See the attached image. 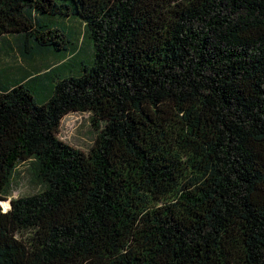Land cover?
Returning a JSON list of instances; mask_svg holds the SVG:
<instances>
[{"label":"trees","instance_id":"trees-1","mask_svg":"<svg viewBox=\"0 0 264 264\" xmlns=\"http://www.w3.org/2000/svg\"><path fill=\"white\" fill-rule=\"evenodd\" d=\"M22 162L0 264H264V0H0V200Z\"/></svg>","mask_w":264,"mask_h":264},{"label":"rangeland","instance_id":"rangeland-1","mask_svg":"<svg viewBox=\"0 0 264 264\" xmlns=\"http://www.w3.org/2000/svg\"><path fill=\"white\" fill-rule=\"evenodd\" d=\"M76 26L78 27V25ZM84 52L85 50L82 51V53ZM4 61L5 64H10L12 73L17 71L19 74L25 69L26 71H30L29 74L32 73L36 75L37 73L47 72L56 66L62 65L61 70L57 72L60 77H62L65 72L69 76H78L79 74L78 66L80 60L70 55H65L63 59L36 55L33 60L29 61L23 59L17 52H13L9 57H5ZM5 64H2V66H5ZM70 68H72V70H70ZM91 117L92 114L89 111H76L64 116L61 120V127L59 129V139L73 148L87 153L102 127V123L100 124L99 130L96 126H93ZM41 188L42 184L37 182L32 175L30 163H20L13 172L8 188V195L3 196L4 199L0 200L2 210L6 211L9 208L8 206L11 198L30 195L41 190ZM6 201L8 203L7 207L2 203H6Z\"/></svg>","mask_w":264,"mask_h":264},{"label":"bare ground","instance_id":"bare-ground-1","mask_svg":"<svg viewBox=\"0 0 264 264\" xmlns=\"http://www.w3.org/2000/svg\"><path fill=\"white\" fill-rule=\"evenodd\" d=\"M3 203V205L5 206V207H7V201H6V203L5 202H2ZM9 207V206H8Z\"/></svg>","mask_w":264,"mask_h":264},{"label":"water","instance_id":"water-1","mask_svg":"<svg viewBox=\"0 0 264 264\" xmlns=\"http://www.w3.org/2000/svg\"><path fill=\"white\" fill-rule=\"evenodd\" d=\"M9 207H10V204H9Z\"/></svg>","mask_w":264,"mask_h":264}]
</instances>
